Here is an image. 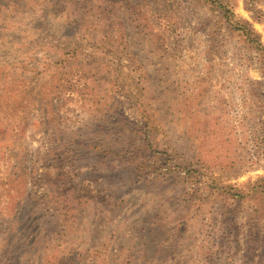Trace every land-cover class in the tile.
Masks as SVG:
<instances>
[{
	"label": "rangeland",
	"instance_id": "obj_1",
	"mask_svg": "<svg viewBox=\"0 0 264 264\" xmlns=\"http://www.w3.org/2000/svg\"><path fill=\"white\" fill-rule=\"evenodd\" d=\"M210 1L0 0V264H264L202 184L264 181V0Z\"/></svg>",
	"mask_w": 264,
	"mask_h": 264
},
{
	"label": "trees",
	"instance_id": "obj_2",
	"mask_svg": "<svg viewBox=\"0 0 264 264\" xmlns=\"http://www.w3.org/2000/svg\"><path fill=\"white\" fill-rule=\"evenodd\" d=\"M204 1L211 2L210 0H204ZM225 15L227 22L230 24L234 32L240 34L249 44H255L257 42L255 39H253L254 31L248 27L249 25L247 24L244 25L234 21L233 20L234 15L230 11H226ZM179 170H178V176L176 177L177 179H184L192 174V172L189 171L186 172V169L183 170L179 169ZM183 175H185L184 178H182ZM202 184L206 186L205 191L206 190L208 191L207 194L209 197L212 196L211 195L212 191H214V193H216V196L220 197L223 200L224 209L221 211L223 215H226L225 208L230 207L231 202L241 203L245 200L250 199L253 195L264 196V181H258L253 185H249L242 190L223 187L214 180L202 182Z\"/></svg>",
	"mask_w": 264,
	"mask_h": 264
}]
</instances>
